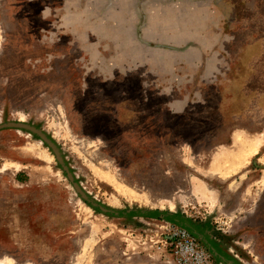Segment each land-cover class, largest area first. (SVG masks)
Wrapping results in <instances>:
<instances>
[{"label":"rangeland","instance_id":"1","mask_svg":"<svg viewBox=\"0 0 264 264\" xmlns=\"http://www.w3.org/2000/svg\"><path fill=\"white\" fill-rule=\"evenodd\" d=\"M9 120L119 213L1 129L0 264H264V0H0Z\"/></svg>","mask_w":264,"mask_h":264},{"label":"water","instance_id":"2","mask_svg":"<svg viewBox=\"0 0 264 264\" xmlns=\"http://www.w3.org/2000/svg\"><path fill=\"white\" fill-rule=\"evenodd\" d=\"M6 128L19 129L22 131H26L34 135L38 139H40L43 142V144L46 145L48 149L52 152L57 164L60 166L67 180L70 182L73 189L75 190V192L79 195L81 199H83L85 202H87L92 207L99 209L103 213H113V214L119 213V211L112 210L103 205H100L99 203L94 201L87 193L83 191V189L80 187L78 182L75 180L72 172L69 169V166L66 164L64 157L60 149L58 148V146L40 128L36 127L33 124L27 123V122H20V121H14V120L3 121L2 123H0V130L6 129ZM138 212L145 214V212H142L141 210L140 211L138 210ZM179 222L183 223L186 227H189L188 226L189 224L185 222L184 220L179 221ZM220 257H221V260L224 261L226 264H236L235 262L231 261L228 258H225L224 256H220Z\"/></svg>","mask_w":264,"mask_h":264}]
</instances>
